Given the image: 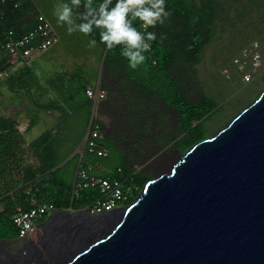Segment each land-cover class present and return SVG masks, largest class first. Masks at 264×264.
Masks as SVG:
<instances>
[{"label":"trees","instance_id":"16d2710c","mask_svg":"<svg viewBox=\"0 0 264 264\" xmlns=\"http://www.w3.org/2000/svg\"><path fill=\"white\" fill-rule=\"evenodd\" d=\"M85 2L86 0H81L79 7L73 6V12L77 17L85 11ZM99 2L100 0H94L95 5ZM114 3L115 0L113 6ZM165 7L170 15L163 24L158 23L155 27L144 29L138 19L133 21L138 30L155 32L157 36L156 40L150 42L149 51L144 53L145 61L134 69L128 66L127 60L121 55L122 46L107 49L100 43V30L95 27L89 34L103 48L105 59L104 72L101 76L105 82L108 83L110 80L115 85L121 84L126 90L135 87L133 100L136 98L144 101L132 102L128 106L129 126L125 134L127 138L140 136L144 139L133 141L137 151L143 156L148 155L150 150L154 152L152 146L155 144L163 145L167 136L165 131V136L153 133L156 121L154 114L144 109L145 102H148L146 97L151 95L161 98L167 107L179 112L178 128L185 135L183 138L188 140V146L192 147L208 137L207 124L220 113L222 106L207 93L200 99L189 97L183 84L189 75L190 66L201 62L206 48L213 42L217 32L226 30L224 26L233 25L235 15L238 20L250 23L252 21L249 18L257 16L261 19L262 25L260 24V28L255 27L254 31L258 34L264 32V0H166ZM32 10L36 11L37 8L30 0H0V81L8 78L12 87L14 85L20 88L28 87L30 92L34 86L42 92L43 84L39 80V75H36V68L30 63L32 58L23 59L20 53H12L2 47L10 37L23 36L44 21L33 15L27 19ZM79 21L81 22L80 19ZM248 37H251V34ZM263 40L264 38L253 40L238 53L229 56V63L224 69L233 65L234 59L245 47ZM21 65H25L26 71L20 73ZM17 72L20 75L15 77ZM81 74L77 72L72 76L81 79L83 78ZM262 77L264 78L263 73ZM60 78L59 80L63 82L65 77ZM50 80L53 82L51 87H54L55 83L63 85L53 76ZM25 81L28 83L27 86L21 84ZM98 81L99 79H96L95 87H99ZM95 87L88 82L84 84L82 82L72 95H68L70 97L68 109L64 108L66 101L63 102L62 99L61 102V98L47 105L48 111L54 110L58 113L56 127L46 129L33 140H29L27 132L37 124L39 115L31 116L26 130L22 131L20 128L22 121L0 113V203L4 205V208L0 209V240L19 239V229L14 224L13 215L19 207L25 210L33 207V201L54 205L58 211L70 209L79 211L90 207L100 198L102 193L99 187L82 189L79 196L74 197L80 167L91 175L122 181L126 189H130L126 203L134 200L145 184L152 179L141 171H133L130 168L131 157L126 155L113 137L105 133L101 144L109 153L107 157L88 151L83 157L77 153L91 126L95 110V101L90 98L87 90ZM103 90L108 93L106 89ZM76 93H81L85 99L76 98ZM96 125L104 132L102 122L95 118L93 126ZM179 138L174 137L172 141L167 138V141L178 142ZM155 154L154 152L150 156ZM119 159L121 163L113 172L102 173L100 168L102 164L111 165L113 161ZM49 214L42 221H45Z\"/></svg>","mask_w":264,"mask_h":264},{"label":"water","instance_id":"95a60500","mask_svg":"<svg viewBox=\"0 0 264 264\" xmlns=\"http://www.w3.org/2000/svg\"><path fill=\"white\" fill-rule=\"evenodd\" d=\"M72 264H264V94Z\"/></svg>","mask_w":264,"mask_h":264},{"label":"rangeland","instance_id":"374dc122","mask_svg":"<svg viewBox=\"0 0 264 264\" xmlns=\"http://www.w3.org/2000/svg\"><path fill=\"white\" fill-rule=\"evenodd\" d=\"M30 1L34 3L37 10L30 11L31 14H28L27 19L33 15L49 21L53 25L54 31L59 35L60 40L48 50L36 53L30 61L31 65L36 68V75H39V80L45 91L42 90L41 92L34 86H32L33 89L31 88L30 92L28 87L20 88L18 85L12 87L9 79L4 78L0 81V113L6 117L22 121L20 125L22 131L26 130L31 116L39 115L37 124L27 132L29 140H33L46 129L56 127L58 113L54 110L48 111L46 109L47 105L55 99L61 98V102L62 99H64L63 102L66 101L64 108L68 109L69 96L80 87L82 82L83 84L88 82L95 87V81L99 79L97 86L100 89H106L108 93L106 99L96 103L94 112L103 124L104 133L113 137L126 155L131 157L130 168L133 171H141L152 178L168 172L182 154L190 148L188 140L183 138L185 135L178 128L179 112L176 109L167 107L161 98L151 97V95L146 97L148 102H145L144 109L149 110L152 115L154 114L156 121V128L153 133L165 136V131L167 136L164 138L165 143L163 145L155 144L154 147L152 146L156 153L155 156H150L154 153L152 150L146 156L141 155L133 144L134 140L141 137L127 138L125 136L129 126L130 109L128 106L132 102L144 103L140 99L134 98L133 100L135 87L126 90L123 85H115L110 80L106 83L104 77L101 76L104 72L103 62L105 59L102 46L96 43L95 47H90L89 41L92 38L89 35L78 31L69 34L67 31L68 25L57 22V17L54 14L56 9L64 3L71 5V0ZM73 18L77 24L81 23L74 12ZM233 18L235 19L233 25L224 26L226 30L217 32L213 42L206 48L201 62L190 66L189 75L183 84L184 90L191 99H200L203 94L207 93L213 96L222 106L220 113L207 124L206 136H211L226 126L264 90V78L262 77L264 66L260 69L261 74L245 85L229 80L224 76L223 72L229 63V56L238 53L240 49L253 40L264 38V32L258 34L254 31L255 27L260 28V24L262 25L261 19L257 16L256 18L255 15L254 18H249L252 23L238 20L236 15ZM248 33L251 34V37H248ZM24 71H26L25 65H21L19 72ZM77 72H81L83 78L75 79L72 76ZM20 73L17 72L15 77L19 76ZM51 76L63 85L55 83V86L51 87L53 85L50 80ZM61 76L65 77L63 82L59 80ZM33 83L37 85L36 82ZM21 84L27 86L28 83L25 81ZM75 96L80 100L85 99L81 93H76ZM37 103H40V105L38 106ZM86 108L84 107V109ZM174 137H180L178 142L167 141V138L172 141ZM142 140L144 141V139ZM120 163L121 160L119 159L113 161L111 165L102 164L103 166L100 168L102 173L106 171L113 172ZM132 201L122 204L119 208L127 207ZM0 207L4 208V205L0 203ZM66 212L60 211L53 214L59 219L48 226L47 233L43 229L40 231L38 242H36L39 250L45 253L46 250L41 245V241L46 237L49 240V236L55 231L60 232L67 229L70 225V214L78 213L70 210Z\"/></svg>","mask_w":264,"mask_h":264},{"label":"built area","instance_id":"2783aa9c","mask_svg":"<svg viewBox=\"0 0 264 264\" xmlns=\"http://www.w3.org/2000/svg\"><path fill=\"white\" fill-rule=\"evenodd\" d=\"M10 34L13 35L12 32ZM58 40V35L51 23L41 21L34 30H30L23 36L10 37L6 45H2V47L9 52L20 53L23 59H30L36 53L49 49ZM262 66H264V40L255 41L245 47L241 54L234 59L233 65L226 68L223 73L227 79L245 85L259 76ZM88 95L97 103L106 99L107 92L101 89H88ZM95 118L99 121L94 112L85 140L77 151L82 157L86 151L105 157L109 155L101 144V141L105 138L104 132L99 125L93 126ZM88 187H99L102 193V196L87 208L93 214L117 210L122 204L126 203L130 193V189H126L122 181L91 175L86 169L80 167L76 177L74 197H78L81 190ZM50 212H56L54 205L42 204L36 201H33V207L28 210L19 207L13 215V221L19 229L20 239L32 237L36 242L41 231L38 223Z\"/></svg>","mask_w":264,"mask_h":264},{"label":"bare ground","instance_id":"6f19581e","mask_svg":"<svg viewBox=\"0 0 264 264\" xmlns=\"http://www.w3.org/2000/svg\"><path fill=\"white\" fill-rule=\"evenodd\" d=\"M89 89L100 88L97 87ZM263 94L264 90L252 103H250L240 113H238L222 129L190 147L184 154H182L180 159L172 165L168 172H164L150 179L145 184L141 193L127 207H122L115 211H107L99 214H93L89 209L79 210L76 211L78 212L76 214H70V225L67 227V229L61 230L60 232L55 231L51 236H49V240L48 237H46L43 241H41V245L46 250L45 253L42 250H39L38 244L33 240L32 237L24 239L19 238L12 240H0V264H72L80 255L87 253L92 248V246L98 244L101 241L107 240L116 232V230L125 220L130 207L143 199L150 182L159 179L163 175L171 176L175 171V167L191 150H193L202 142L211 141L216 138L219 134L225 131L243 112H245L249 107L257 102ZM58 212L60 211L56 210V212H52L44 222L39 224L41 231L43 229L47 233L48 226L59 219V217H55L53 215ZM64 212L67 213L66 211ZM7 257L9 258L5 259Z\"/></svg>","mask_w":264,"mask_h":264},{"label":"clouds","instance_id":"9594fccd","mask_svg":"<svg viewBox=\"0 0 264 264\" xmlns=\"http://www.w3.org/2000/svg\"><path fill=\"white\" fill-rule=\"evenodd\" d=\"M165 4L166 0H115L113 6V0H100L98 5L94 4V0H86L85 11L77 17L81 23L77 24L73 18V6L79 7L81 0H71V5L62 4L54 14L58 23L68 25L69 34L78 31L89 35L94 27L99 29L100 43L109 50L122 46L121 55L127 60L128 66L134 69L145 61L144 53L149 51L150 42L156 40L157 36L155 32L138 30L133 21L138 19L144 29L163 24L170 15ZM96 43L92 39L89 46L95 47Z\"/></svg>","mask_w":264,"mask_h":264}]
</instances>
